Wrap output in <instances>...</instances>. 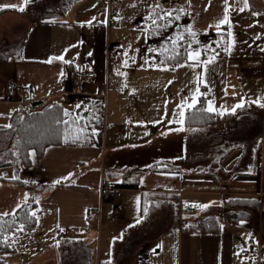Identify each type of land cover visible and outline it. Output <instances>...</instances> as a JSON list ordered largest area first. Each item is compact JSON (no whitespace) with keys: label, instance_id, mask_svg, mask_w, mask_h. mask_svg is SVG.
Here are the masks:
<instances>
[{"label":"crops","instance_id":"obj_1","mask_svg":"<svg viewBox=\"0 0 264 264\" xmlns=\"http://www.w3.org/2000/svg\"><path fill=\"white\" fill-rule=\"evenodd\" d=\"M144 2L145 6L139 10L148 15L145 17L146 37L148 20L155 11H161L163 15L173 11L185 14L187 30L193 35L226 32V37L217 40L221 49H215L208 56H204L201 48L189 51L200 50L205 62L215 57L206 68L201 65L203 92L197 93L195 88L188 97L172 99L165 113L167 125L160 121L151 128L146 125L155 117L152 108L145 112L132 102L129 113L135 119L132 117L130 126L136 120L135 133H140V138L134 134L121 143L109 145L106 135L101 139V147L99 143L96 147L53 145L41 158L31 155L32 165L28 168L15 163L8 170L0 169V200L2 194H12V189L18 186L29 188L36 185L37 190H44V214L48 212L47 221L51 222L52 232L56 234L58 231L59 239L65 238L66 244L83 238L86 250L90 249V243L94 246L96 242L95 256H90L86 264H141L145 260L150 264H260L264 261V225L261 231L247 226L246 222L253 220L235 221L239 212L233 210L231 198L258 199L260 209L254 216L260 213L264 202V107H261L264 105V0H248L243 12L238 11L244 7L242 2L228 0L230 24L219 28L216 26L225 16L224 0ZM123 3L127 1L29 0L25 4L24 0H0V21L11 15L24 18L28 24L22 41L18 43L20 53L0 61L2 65L12 66L0 83V132L14 128L13 116L20 109L10 103L16 97V82L29 88L22 97L24 100L60 102L75 111L78 106L74 108L73 103L78 97L72 98L68 91H64L70 86L71 69L80 61L96 73V79L84 86L80 99L102 96L103 89L108 87L107 52L111 50L112 35L118 33L120 24L119 21L111 24V19L121 16L120 5ZM19 7H24V11H19ZM110 10L115 15H111ZM139 43L142 52L141 36ZM229 44L232 45L230 50L225 51ZM115 50L122 53L120 47ZM60 56L63 61L53 59ZM49 60L52 62L48 63ZM125 61L123 56L120 71L125 76V92L142 91L145 85L139 80H142L143 71L139 67L135 69L130 60L125 65ZM133 69L140 72L138 79L133 75ZM153 88L149 86L148 91ZM201 94L206 99V108L208 101L212 102L216 109L212 113L230 117L208 126L187 129L184 125V115L190 109L187 105L192 104L194 96L196 104ZM67 95L69 99H66ZM238 104L243 107L235 108ZM180 105H184L182 123ZM251 118L256 120L254 123L258 127L253 133V129L246 125L252 123ZM163 125L166 127L161 128ZM159 129L161 131L156 132ZM246 132L252 134L251 138ZM173 133L182 134L188 141L178 150L170 147L167 137L161 141L165 135ZM101 148L104 153L100 156ZM2 158L0 152V160ZM98 158L101 159L100 171L87 170L85 163ZM157 164L172 165L178 170L152 169ZM13 167H16L17 174L20 170L32 169L35 177L26 180L27 184L13 181L17 174L11 170L8 175ZM77 169L80 170L78 177L74 173ZM137 176L140 180L138 188L119 187L121 182L134 180ZM58 180L60 183H56ZM103 181L113 189V198L103 197ZM87 184L92 186L90 190L86 189ZM144 194L150 197L146 211L142 212ZM25 199L21 200L16 211L27 202ZM162 199H173L179 210L185 199L189 201V209L202 202L210 207L208 215L186 225H197L211 216L221 218L220 214L224 216L221 221L225 224L222 223L218 232L185 230L183 224L175 229L172 223L168 225L166 206L158 204ZM6 200L3 198V203ZM44 214L38 209L36 227ZM67 249L71 251L70 247ZM56 250L57 257H33L34 264H65L61 246L57 245Z\"/></svg>","mask_w":264,"mask_h":264},{"label":"rangeland","instance_id":"obj_2","mask_svg":"<svg viewBox=\"0 0 264 264\" xmlns=\"http://www.w3.org/2000/svg\"><path fill=\"white\" fill-rule=\"evenodd\" d=\"M125 1H127V3H123L120 5L121 16L119 15V17L115 18V23H117L116 21H119L120 24L117 27L118 33L112 35L111 51L115 46V48L120 47L122 49V53L119 52L122 56L121 59L123 60V56H125L127 61L130 60L131 64H134L135 69L139 67V70L143 71L140 78L142 80L139 81L145 86H143L142 91L136 90L134 94H131L128 91L125 92L126 82H124V86L121 90H115L110 85L109 87H105L103 89V94L101 97L95 98L101 99L104 103V124L101 129L96 128V130L94 131L95 141L93 147H96L97 143H99L101 147V139L103 137L105 138L106 135L108 137L109 145L121 143L128 138L133 137L134 134H137V136L140 138V133H135V130L137 129L136 120L135 123L134 121H132L133 124L132 126H130V120H133L132 117L135 119L134 115L132 113H129L132 102H136L138 104V107H140L142 111L145 112L148 111V109L152 108V113L155 117H153L151 119L152 121H150V123L148 122V124L146 125V127L151 128L158 125L160 121H162L164 125H167L166 123L168 121V118L165 116V113L168 111L170 101L172 99L176 97H188L195 88H199V92H203L202 90L205 89L204 86L201 85V82H198L197 80L198 74L200 75V77H202V67L196 66L197 61L189 60L188 56V60L185 63L175 66L163 65L154 62L158 51L155 49H149L148 40L144 32V28L146 25L145 17H148V15L142 14L141 10H139V8L141 9V7L145 6V2L144 0ZM143 10L148 13V11H146L145 9ZM9 17L10 18L6 20L5 18H2V20L0 21V55H3L5 52L9 53L14 50H19L18 43L22 41L21 38L25 35L28 27L27 21L24 18L22 19V17L19 16L13 18L11 15H9ZM118 18H120L121 20H119ZM139 36H141L142 40V52L140 51L141 45L139 43ZM145 47L147 49L144 51L143 48ZM115 48L113 50H115ZM88 51L89 50H87V53L89 54ZM194 52L200 53L201 51L199 50ZM199 60L202 61L201 56H199ZM1 66H3L4 68H2ZM9 66L10 65L5 66L0 63V83L4 78V74L11 71L12 66ZM135 69H133V75L138 79V74L140 72L136 71ZM22 84L29 92L28 86L24 83ZM151 85L154 86V88L149 92L148 88ZM68 90L69 89H65L64 92H67ZM76 97H78V99H75L73 103L75 104L74 108L79 106L82 102V99H80L79 96ZM69 98V95H67L66 99ZM20 100H23V98L21 97ZM149 100L150 102H148ZM10 112L11 110L9 108L8 113ZM154 120H156V122H153ZM255 121V119L251 118L250 122L252 123L246 124L248 129H253L252 133L258 130V127H256L257 125L255 126ZM164 125L161 126V128H165L166 126ZM140 128H142V126ZM247 128L243 127L244 130ZM159 131H161V129L156 130V132ZM119 132H123V134L125 135H120ZM251 135L252 134H248L246 132V136L248 138H251ZM254 136L255 134L252 137ZM165 137H167L168 142H170V147H173L175 150L180 149L181 145L184 142H188L185 141L182 137V134L179 133H177V135L174 133L168 136L165 135L163 138H161V141L165 140ZM16 143L17 136L15 127L7 131L0 132V152L2 153L3 157L0 162L6 161L4 158L6 156V152L10 149H12L14 154L17 156ZM103 153L104 150L101 148L100 156ZM8 160L13 161V159ZM100 160L101 159L96 161L94 159L91 162L85 163L86 168H88L87 170H91L92 172L96 170L100 171ZM14 163H19L18 166H23L21 165V160L19 158H17ZM9 168L11 167H0V169L4 170H8ZM11 170L14 171L15 175L17 174L16 167H13L9 170L8 175H10ZM20 171H18L17 177L25 182L26 180H29L30 177H35L34 175L36 174L32 169H24L23 171ZM74 173H76V177H78L80 170L77 169V171ZM37 174L39 175V172ZM64 177L67 180L68 176H66V174ZM76 180L77 179H75V181ZM91 188L92 186L87 184L86 189L90 190ZM37 189L38 188L36 187V185H32L29 188L25 186H23V188L18 186L12 189V194H2V201L0 200V213L3 214L5 212H15L16 207H18L19 203L22 202V199L33 196L37 199V208L39 209L40 214H44L46 207L44 204L45 197L43 196L44 190ZM30 190H32V192H29ZM3 198L7 199L6 201H4V203ZM27 199L25 200L28 201ZM188 202L189 201L185 199L181 210H179L176 202L173 199H162L161 202L158 203L166 206L167 208L166 218L168 220V225L172 223L171 225L175 226L176 229L182 224H193L201 217L208 215V212L210 210L209 206L205 208L194 207L192 209H189ZM200 205L206 204L202 202ZM233 210L237 212L240 211L239 208H235ZM48 216V212L45 213L43 219H40L38 226L35 227L30 232V234H23L22 237L13 236V241L17 246V250L10 253L0 252V264H34L35 258L32 259L33 257H44L46 259L55 258L58 256L56 250L57 245L61 246V255L64 257L63 260L65 261V264H86L90 256H95L96 242H94V246L90 243V249L88 250H86L87 245H83V238L82 240L78 239L76 243L73 244L64 243L65 238L59 239L58 231H56V234L54 231L52 232L51 222L49 221L48 223L47 221ZM219 217H221L220 219L224 221V219H222L224 217L222 214H220ZM222 223L225 224V222ZM246 224L251 229L260 228L262 231V227L264 225V202L261 207L260 213L254 216L253 221L248 223L246 222ZM174 232L176 231H173V234H175ZM62 233L64 234L65 232ZM66 246L70 247L71 251H69ZM170 248L171 252L174 253L175 249L173 244L170 245ZM83 253L84 255L81 256V254ZM78 255L80 256L78 258L79 260L76 259ZM51 264L54 263L51 262Z\"/></svg>","mask_w":264,"mask_h":264},{"label":"trees","instance_id":"obj_3","mask_svg":"<svg viewBox=\"0 0 264 264\" xmlns=\"http://www.w3.org/2000/svg\"><path fill=\"white\" fill-rule=\"evenodd\" d=\"M162 13L161 11H155L149 18V25L147 26L148 47L158 51L155 63L175 66L188 60V52L192 48L204 50L205 57L215 49H221L217 40L226 37V32L212 31L206 35H193L187 30L188 18L185 14L178 11L171 12V16ZM176 17H179V19ZM19 53L20 49L0 55V61L7 60ZM110 53L113 57L119 52L118 50H110ZM110 70L115 76L118 67L110 64ZM112 76L108 77V87L113 82ZM205 109H207L206 99L201 95L197 103L187 110L184 115L185 128L204 127L230 117V115H220ZM65 112L71 115H65ZM80 117H83V119H80ZM74 120L75 123H73ZM64 121H67V123H64ZM103 124L104 103L101 99L82 98L81 104L75 111L67 109L60 102H32L31 111L19 109L13 116V127L16 129L17 136V156L12 149L8 150L4 158L6 161L0 162V167H11L15 165L14 161L19 158L21 165L28 168L32 165L31 155L33 153L41 158L47 148L53 145L92 146L95 141L94 131L96 128L101 129ZM81 128L84 129L83 132L80 131ZM65 137L68 138L67 142H65ZM7 158L13 159V161ZM152 169L164 172L178 170L172 165L158 164L154 165ZM13 181L27 184L20 179H14ZM139 183V176H137L134 180L123 181L118 185L123 188H138ZM149 197V194L143 196L142 212L146 211ZM231 204L234 208L240 209L234 217L235 221L253 220L254 214L258 213L260 209L259 200L256 198L235 197L231 198ZM37 205L36 199L31 196L15 213L8 216L0 215L1 253L15 252L17 246L13 241V236L28 235L36 227L38 220ZM32 212L36 213L35 217L31 215ZM21 225H23V231L18 230ZM221 228L222 221L216 216H211L197 225H186L184 227L185 230L198 232H218L221 231ZM5 238H7L6 243L4 242Z\"/></svg>","mask_w":264,"mask_h":264},{"label":"built area","instance_id":"obj_4","mask_svg":"<svg viewBox=\"0 0 264 264\" xmlns=\"http://www.w3.org/2000/svg\"><path fill=\"white\" fill-rule=\"evenodd\" d=\"M109 3H111L113 0H108ZM111 15H115L114 12L110 10ZM115 23V19H111V24ZM122 56L120 53L115 54L113 57H111L110 51L107 52V84H108V77L112 76L113 73L110 70V64L116 65L118 67V72L113 78V82L111 84V87L115 90H121L124 86L125 77L121 73L120 68L122 65ZM119 73V74H118ZM96 79V73L94 70L90 69L88 65L85 62H76L73 66V68L70 71V77H69V90L68 93H70L73 96H80L82 94L83 88L86 84L90 83L91 81H94ZM15 90H16V97L13 98V100L10 102L11 105L14 107H19L22 110L31 111L32 108V102L28 100H20L21 97L25 96L27 94L26 87L21 82L15 83ZM101 192L103 197L105 198H113L114 197V191L111 189L105 181L101 183ZM263 261V260H262ZM260 262V264H264L263 262ZM141 264H150L149 261L145 260Z\"/></svg>","mask_w":264,"mask_h":264},{"label":"snow or ice","instance_id":"obj_5","mask_svg":"<svg viewBox=\"0 0 264 264\" xmlns=\"http://www.w3.org/2000/svg\"><path fill=\"white\" fill-rule=\"evenodd\" d=\"M24 2H25V4H27V3L29 2V0H24ZM224 2H225V16H224V18L219 22V24L216 26L217 28H219V26H220V25H223V24H230L229 16H228L227 13H228V8H230L231 5L228 3V0H224ZM239 2H242V3L244 4V7L239 8L238 11L243 12V11L245 10V8L248 6V0H239ZM5 7H16V6H5ZM18 10L21 11V12H23V11H24V7H19ZM171 14H172L171 12L166 13V15H169V16H171ZM253 15H259V13H253ZM176 18L179 19V17H176ZM180 39H182V37H180ZM231 46H232V45L229 44L228 47L225 48L224 50H225V51H229L230 48H231ZM199 56H200V53H199V52H190V53L188 54V59H189V60H193V61H197V65H196V66H201V65H203L205 68H206V64H207V63H211L212 61L215 60V57L213 56V57H211L207 62H205V61H200V60H199ZM53 59H59V60H62V61H63L64 58H63V56H60V57H55V58H53ZM47 62H48V63H51L52 60H49V61H47ZM64 62H65V63H70L69 61H64ZM124 63H125V65H127V61H125ZM162 63H163V62H162ZM162 70H167V69H162ZM118 74H119V73H118ZM200 79H201V77H200V75L198 74V76H197V80H198V82L200 81ZM198 92H199V88H197V93H198ZM195 102H196V100H195V96H194V97H193L192 104H188L187 107L191 108V107L195 104ZM208 105H209L208 108L205 109L206 111H209V112L216 111V109L213 107L211 101H208ZM179 107L181 108V111H180V113H179V116L181 117V121H180V122L182 123V117H183V115H184V112H183L184 105H180ZM238 107H243V104H238V105L235 106V108H238ZM261 107H264V105H261ZM235 108H233L232 110L235 111ZM65 115H69V116H70L71 114L65 112ZM80 119H83V117H80ZM64 123H67V121H64ZM73 123H75V120L73 121ZM6 127H11V125H7ZM179 130H181V129H177V131H179ZM80 131L83 132L84 129L81 128ZM76 138L78 139L79 137L77 136ZM67 140H68V138L65 137V142H67ZM32 155H34V153H33ZM14 178L18 179V177H14ZM56 183H60V181L58 180V181H56ZM193 207L205 208V207H208V205H193ZM2 215H3V216H8L9 213L5 212V213H3ZM31 215H32L33 217H35V216H36V213H35V212H32ZM18 230H19V231H23V225H21L20 228H19ZM61 231H63V229H61ZM4 242H5V243L7 242V238H5Z\"/></svg>","mask_w":264,"mask_h":264},{"label":"water","instance_id":"obj_6","mask_svg":"<svg viewBox=\"0 0 264 264\" xmlns=\"http://www.w3.org/2000/svg\"><path fill=\"white\" fill-rule=\"evenodd\" d=\"M71 97L73 98V97H75V96L72 95Z\"/></svg>","mask_w":264,"mask_h":264}]
</instances>
